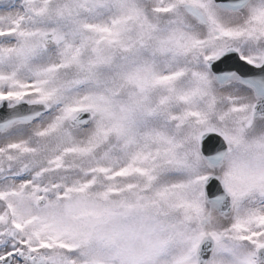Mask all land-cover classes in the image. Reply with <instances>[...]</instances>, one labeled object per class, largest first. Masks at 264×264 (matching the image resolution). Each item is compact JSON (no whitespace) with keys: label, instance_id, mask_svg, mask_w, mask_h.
Wrapping results in <instances>:
<instances>
[{"label":"snow or ice","instance_id":"1","mask_svg":"<svg viewBox=\"0 0 264 264\" xmlns=\"http://www.w3.org/2000/svg\"><path fill=\"white\" fill-rule=\"evenodd\" d=\"M0 264H264V0H0Z\"/></svg>","mask_w":264,"mask_h":264}]
</instances>
